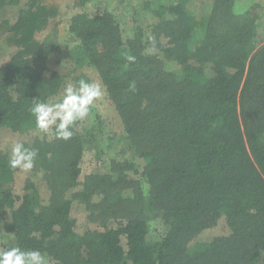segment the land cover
Wrapping results in <instances>:
<instances>
[{
  "label": "trees",
  "instance_id": "16d2710c",
  "mask_svg": "<svg viewBox=\"0 0 264 264\" xmlns=\"http://www.w3.org/2000/svg\"><path fill=\"white\" fill-rule=\"evenodd\" d=\"M15 4L0 0V11H15L0 21V138L34 128L33 103L59 99L93 67L134 154L80 182L88 142L75 125L69 140L38 130L20 141L38 155L17 195V169L0 151V250L38 249L49 264H264V5L159 4L148 33L126 39L96 6L70 18L78 42L61 51L35 39L60 22L57 7ZM73 202L91 225L82 232ZM221 216L229 234L203 238Z\"/></svg>",
  "mask_w": 264,
  "mask_h": 264
},
{
  "label": "rangeland",
  "instance_id": "374dc122",
  "mask_svg": "<svg viewBox=\"0 0 264 264\" xmlns=\"http://www.w3.org/2000/svg\"><path fill=\"white\" fill-rule=\"evenodd\" d=\"M27 0H13L16 6L23 7ZM39 3L49 5L53 4L59 10L60 22L52 28H47L39 31L35 39L38 42L46 44H55L59 50L64 51L71 48L78 42V39L72 32L69 31L68 25L70 18L78 12L85 11L89 14L94 12L96 6H104L112 14L116 22L123 27L122 36L126 39L131 36L133 31L139 28L148 33L154 22V14L152 9L158 5H165L168 2L176 0H89L86 4L80 5L76 0H38ZM210 1V0H206ZM255 3L264 5V0H234L233 10L236 13L244 11L246 8ZM8 19L15 20V11H0V21ZM264 21V16L262 15ZM7 46L3 44L0 49V56L6 54ZM88 82L99 81L102 83L98 72L93 67L82 68ZM105 87V86H104ZM18 133L3 134L0 138V151L8 153L10 156L11 147L14 143L20 142L25 138L35 135L38 132L36 126L33 128L32 121ZM31 125L32 127H30ZM75 127L88 143L84 147L82 157L79 162L80 174L79 181L82 182L84 177L93 172L107 173L110 168L117 163H120L124 157L134 154V147L131 141L126 138L120 126V119L114 110L113 105L107 97V93L100 99L94 102L89 115L83 120L75 122ZM128 175H133L132 171H126ZM39 175H35L32 180L36 183L43 198L46 196V187L44 180ZM26 172L17 169L14 172L13 192L14 194H22ZM81 186L78 185L77 189ZM70 215L75 218V231L82 232L84 227H90V223L86 221V217L81 209L77 207L76 202L72 203ZM148 226L150 231L154 233L156 227L161 222L159 217H148ZM93 227V226H92ZM229 229L226 224V219L221 216L215 225L202 230L203 238H208L216 235H227ZM125 244L124 241H122ZM47 264L49 262L47 261Z\"/></svg>",
  "mask_w": 264,
  "mask_h": 264
},
{
  "label": "clouds",
  "instance_id": "9594fccd",
  "mask_svg": "<svg viewBox=\"0 0 264 264\" xmlns=\"http://www.w3.org/2000/svg\"><path fill=\"white\" fill-rule=\"evenodd\" d=\"M129 60L134 57L129 56ZM106 94V88L99 81L80 79L75 84L65 85L59 99L53 102L36 101L30 108L35 117L36 128L56 139L69 140L73 136L72 126L89 115L94 102ZM38 150L16 142L11 147L8 164L12 169L28 172L33 169ZM0 264H47L44 254L38 249L25 250L18 245L0 250Z\"/></svg>",
  "mask_w": 264,
  "mask_h": 264
}]
</instances>
